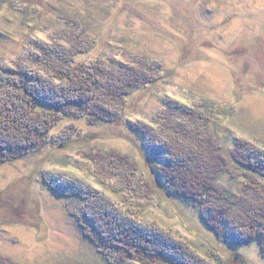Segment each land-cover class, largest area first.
Returning <instances> with one entry per match:
<instances>
[{
	"label": "rangeland",
	"instance_id": "rangeland-1",
	"mask_svg": "<svg viewBox=\"0 0 264 264\" xmlns=\"http://www.w3.org/2000/svg\"><path fill=\"white\" fill-rule=\"evenodd\" d=\"M46 47L71 54L85 47L78 62L100 65L108 78L145 63L159 69L158 80L137 87L122 119L98 116L94 104L71 108L43 148L0 164L1 257L115 264L114 250L86 234L85 196L57 191L56 177L157 221L213 264H264L258 241L219 238L198 208L168 193L160 162L149 158L145 135L133 127L164 132L170 109L181 119V107L222 106L228 112L206 126L229 159L219 187L234 199L245 182L263 180L231 153L237 141L264 148V0H0V85L47 66Z\"/></svg>",
	"mask_w": 264,
	"mask_h": 264
},
{
	"label": "trees",
	"instance_id": "trees-1",
	"mask_svg": "<svg viewBox=\"0 0 264 264\" xmlns=\"http://www.w3.org/2000/svg\"><path fill=\"white\" fill-rule=\"evenodd\" d=\"M53 49L46 47L43 53L47 66L21 72L23 76L18 81L10 79L0 85V164L43 148L49 133L71 108L94 104L98 116L122 119L124 111H119L129 106L137 87H149L158 80L153 76L159 69L155 73V67L145 63L108 78L100 65L78 62V56L89 53L87 48L78 47L72 54L69 49ZM165 73L159 72L160 76ZM183 108L181 119L172 118V110H168L164 132L150 125H133L145 135L144 148L149 158L160 162L168 193L198 208L219 238L225 237L234 244L258 241L264 256V148L237 141V148L231 153L233 160L263 180L245 182L243 195L233 199L217 182L219 175L229 170V159L206 128L214 114L228 109L203 102ZM70 180L52 177L51 183L57 191L64 188L73 195L85 196L82 218L87 225L86 234L102 247L114 250L115 264H213L190 242L176 237L157 221L145 222L109 195L87 194L80 184L68 185ZM235 203L242 210L233 213ZM0 264L19 263L0 256Z\"/></svg>",
	"mask_w": 264,
	"mask_h": 264
}]
</instances>
